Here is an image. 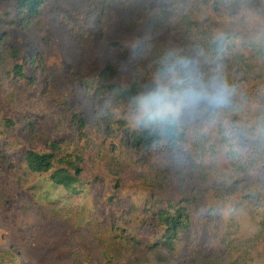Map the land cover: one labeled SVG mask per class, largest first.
I'll use <instances>...</instances> for the list:
<instances>
[{"label": "rangeland", "instance_id": "obj_1", "mask_svg": "<svg viewBox=\"0 0 264 264\" xmlns=\"http://www.w3.org/2000/svg\"><path fill=\"white\" fill-rule=\"evenodd\" d=\"M209 32L234 45L211 58ZM260 41L264 0H45L33 17L0 0V117L14 121L0 129V264H151L169 203L190 224L160 264H264ZM109 63L124 87L139 82L136 105L98 87ZM148 112L175 116L176 148L134 143ZM50 142L81 157L78 193L26 168L25 151Z\"/></svg>", "mask_w": 264, "mask_h": 264}, {"label": "trees", "instance_id": "obj_2", "mask_svg": "<svg viewBox=\"0 0 264 264\" xmlns=\"http://www.w3.org/2000/svg\"><path fill=\"white\" fill-rule=\"evenodd\" d=\"M44 2L45 0H17V6L26 15L33 17L38 15ZM195 7L198 8L200 6L194 4L192 9L193 14H196ZM203 42L206 44V48L212 53L213 56L211 58H217L219 55L223 56V54L230 49V46L234 45L232 38L224 40L222 37H215L212 32L203 36ZM249 44L259 52L264 64V43L262 41L256 43L257 47L252 43ZM13 71L20 78L25 76L23 66L20 64L14 65ZM117 72V69L112 63L104 66L97 80L98 87L107 90L116 100L128 102L130 105H136L141 94L139 82L135 79L128 86L124 87L116 80L118 75ZM101 82L104 83L102 84ZM259 112L258 117H255L252 122L250 129L252 128L251 132H253L254 137V140L251 141L253 143L252 152L261 155L264 153V109ZM76 122L80 131L83 133L85 129L84 120L78 118ZM3 125L12 127L14 126V121L10 118L0 117V129ZM133 131L132 136L134 143L145 149H150L155 142L165 144L167 148L174 149L183 138V133L180 131L178 121L170 112L146 113L139 126L133 129ZM48 147L50 150H26L24 153L26 168L33 173L48 174V178H45V180L46 183L52 187H60L67 192L78 193L81 186L78 177L80 175L78 161H80L81 157H72L70 154H59L58 152L61 148L60 145L55 142H50ZM118 186V183H116L114 188L117 189ZM110 198H112V196ZM169 205L170 206L167 208L160 207L158 211H155L157 223L154 220V226L158 227L159 225L160 227L158 240L164 252L155 251L154 253H148L150 256L147 257V261L151 264H160L163 260L167 259L165 253H167V255L173 253L174 250L179 247L183 238L182 233L187 232L190 224V216L186 211V206L180 204L174 205L172 203H169ZM261 227L264 232V219L261 222ZM130 240L131 237L127 239L120 238L118 244L122 246L126 241ZM151 245H153V243H151ZM127 250L128 248L125 246V252ZM124 255L125 257L128 256L127 253H124ZM105 256H107L108 261H113V264H119L114 261L116 258L114 255L105 253Z\"/></svg>", "mask_w": 264, "mask_h": 264}, {"label": "clouds", "instance_id": "obj_3", "mask_svg": "<svg viewBox=\"0 0 264 264\" xmlns=\"http://www.w3.org/2000/svg\"><path fill=\"white\" fill-rule=\"evenodd\" d=\"M182 107H184V103L183 102H181L180 104H178V108H182Z\"/></svg>", "mask_w": 264, "mask_h": 264}]
</instances>
